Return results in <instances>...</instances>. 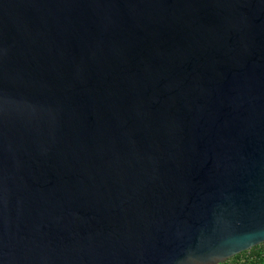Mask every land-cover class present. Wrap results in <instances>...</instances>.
Instances as JSON below:
<instances>
[{
    "label": "water",
    "instance_id": "water-1",
    "mask_svg": "<svg viewBox=\"0 0 264 264\" xmlns=\"http://www.w3.org/2000/svg\"><path fill=\"white\" fill-rule=\"evenodd\" d=\"M262 243L264 0H0V264Z\"/></svg>",
    "mask_w": 264,
    "mask_h": 264
},
{
    "label": "built area",
    "instance_id": "built-area-1",
    "mask_svg": "<svg viewBox=\"0 0 264 264\" xmlns=\"http://www.w3.org/2000/svg\"><path fill=\"white\" fill-rule=\"evenodd\" d=\"M220 264H264V243L242 252Z\"/></svg>",
    "mask_w": 264,
    "mask_h": 264
}]
</instances>
